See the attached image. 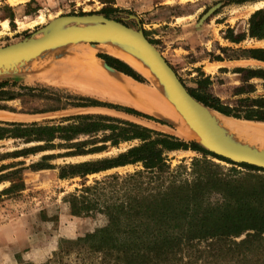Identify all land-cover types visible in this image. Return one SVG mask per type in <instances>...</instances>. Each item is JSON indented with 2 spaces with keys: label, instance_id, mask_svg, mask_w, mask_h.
Listing matches in <instances>:
<instances>
[{
  "label": "rangeland",
  "instance_id": "obj_1",
  "mask_svg": "<svg viewBox=\"0 0 264 264\" xmlns=\"http://www.w3.org/2000/svg\"><path fill=\"white\" fill-rule=\"evenodd\" d=\"M259 3H264V0H22L16 3H11L10 0H0V47L41 37L43 29L59 17L103 16L133 30L141 31L149 43H153L152 45L186 89L195 92L196 81L202 75L209 77L212 84L207 89L208 93L225 104L233 106L240 99L264 98V80L260 77H250V71H264V66L252 64L243 67L241 71H236L238 69L222 70V73L207 76L201 71L199 64L194 67L191 64L207 62L208 59L216 60L218 57L221 59L218 47V51H215L214 47L211 51H206L200 39L185 46L191 48V52L183 54L172 51L176 44L172 46L168 42L173 36L184 34L185 31L208 30V25L213 27L214 23H221L224 20L232 27L228 28L232 30H226L227 38L243 34L247 41L250 18L254 13L264 11V4L259 7L257 6ZM243 7L245 11L241 12ZM211 10L210 18L205 22H199L201 16L204 17ZM177 17H186L180 22L184 24V27L178 29L170 26V23ZM259 18L257 17L256 20ZM3 24H6V27H3ZM72 26L79 25L65 24L62 28L67 29ZM207 35L208 32L205 31L202 37ZM106 42L102 44L76 42L60 45L35 57L34 60L38 61L28 65L23 64L21 71L9 76H1L0 84H8L2 90L19 98L20 102L2 103L6 102L2 101L0 110L21 111L24 118L29 116L30 122L21 125L53 126L59 123L66 125L69 122L65 123V119L78 116L70 113L74 109H80L75 107L79 103L75 99L79 98L127 108L103 100L94 92L90 95H83L73 90L72 83H74L76 70L81 71L78 60L75 58L83 55L85 58L95 60L98 55L106 54L101 51ZM248 45L245 42L243 44L245 49H231L226 56L249 57L250 54L246 51L249 50L246 48ZM81 58L84 59L82 56ZM96 61L98 62L99 59ZM208 68L212 70L209 71ZM214 71L215 66L206 67V72ZM145 81L143 83L145 86H152L148 80L145 79ZM130 83L133 85L135 82L129 81ZM161 94H159L160 98L166 100L163 92ZM166 101L170 105L169 101ZM86 108L89 110H83L80 116H102L129 123H134L130 119H135V123L149 127L146 129L154 132L155 129H159L156 130L157 133L183 140L177 136L176 127L165 122L157 123L104 107ZM236 122H238L237 125L246 124ZM6 124L17 123L0 120V127H5ZM180 124L184 125L181 120ZM251 125L264 127V125ZM102 140L103 133H99L95 138L87 135L77 136L71 143ZM195 140H187V142ZM25 141L27 140L10 137L0 140V264H47L52 254L58 250L61 240L72 241L102 227L105 219L100 215L70 216L63 198L80 189L82 183L89 186L94 181H101L110 175H118L122 178L141 169L140 165L125 166L87 176L85 180L78 177L59 180L57 169L59 166L114 158L128 148L137 145L138 142L121 143L118 147L108 146L105 151L94 155L60 157L73 151L68 149L71 144L57 138L52 143L53 149L21 155L19 152L22 150L44 145V143H26ZM166 155L172 169L178 165L189 168L193 159L203 158L199 153L182 150L168 152ZM47 156H54V158L42 161V157ZM206 160L223 169L232 167L211 157H207ZM37 164L52 168L42 169L44 167L37 166ZM237 169L244 172L240 168ZM14 186H22V189L4 192ZM243 238L242 236L237 241ZM90 261L86 260L85 256L71 253L49 264H90Z\"/></svg>",
  "mask_w": 264,
  "mask_h": 264
},
{
  "label": "trees",
  "instance_id": "obj_2",
  "mask_svg": "<svg viewBox=\"0 0 264 264\" xmlns=\"http://www.w3.org/2000/svg\"><path fill=\"white\" fill-rule=\"evenodd\" d=\"M257 17L260 18L256 20ZM248 35L264 38V11L252 15ZM229 39L238 43L244 35ZM220 51L224 53L225 49ZM247 52L249 57L264 62V50ZM98 58L134 81L146 82L122 61L107 55H98ZM250 75L264 80V71H250ZM211 84L210 78L202 75L196 81L195 92L186 90L197 102L223 116L264 123V98L240 99L230 106L208 93ZM6 86L8 84H0V101L14 98L2 90ZM75 100L79 102L75 105L77 108L104 107L160 123L132 109L85 98ZM64 122L69 123L56 126L6 124L0 127V140L10 137L27 140L26 143H44L19 152L27 155L53 149V141L59 138L71 144L68 149L73 150L60 157L99 154L108 146L118 147L136 140L137 145L114 158L59 166L58 179L85 180L87 176L125 166L140 165L141 169L122 178L110 175L89 186L82 183L80 189L63 198L70 216L100 215L105 224L75 240H61L47 264L71 253L85 256L86 260H91L90 264H264L263 169L230 162L195 142H184L108 117L74 116ZM99 133H103L102 141L71 143L77 136L95 138ZM178 150L196 152L203 158L193 159L189 168L178 165L172 169L166 153ZM207 157L232 167L223 169L206 160ZM53 158L42 157V161ZM15 189L21 190L22 186L4 192ZM242 236L244 238L237 241Z\"/></svg>",
  "mask_w": 264,
  "mask_h": 264
},
{
  "label": "water",
  "instance_id": "obj_3",
  "mask_svg": "<svg viewBox=\"0 0 264 264\" xmlns=\"http://www.w3.org/2000/svg\"><path fill=\"white\" fill-rule=\"evenodd\" d=\"M65 24H75L79 25L80 27L72 26L70 28L63 29L62 26ZM107 35L119 36L122 39L135 44L146 55L147 59L150 60L156 73L166 86L165 88L167 92L171 93L172 102L178 108L181 116L186 120V123H188V125L200 139V141L195 140L192 142L197 143L204 150L213 153L216 156L227 159L230 162L236 164H246L264 170V149L245 147L239 143L228 141L224 138V136L219 135L215 131L209 118L210 112H217L197 102L187 92L186 88L180 82L175 72L167 64L157 49L144 37L141 31L133 30L120 24L119 22L107 19L103 16L59 17L50 22V24L43 29L41 37L35 39H26L5 47H0V77H5L6 75L9 76L21 71L22 69H15L17 64L27 60H34L35 57L42 55L50 49L55 47L57 48V46L59 47L60 45L76 42H96L99 44L100 41L103 40V37ZM105 66L108 67L106 64ZM108 69L123 75L109 67ZM127 78L134 81L130 77ZM143 78L146 79L145 77ZM134 82L144 85L143 83H138L136 81ZM125 107L137 111L133 108H129L128 106ZM139 113L147 115L142 112ZM147 116L174 126L167 121L157 119L151 115ZM221 116L240 122L264 124L262 122L237 120L223 115Z\"/></svg>",
  "mask_w": 264,
  "mask_h": 264
},
{
  "label": "bare ground",
  "instance_id": "obj_4",
  "mask_svg": "<svg viewBox=\"0 0 264 264\" xmlns=\"http://www.w3.org/2000/svg\"><path fill=\"white\" fill-rule=\"evenodd\" d=\"M18 1H22V0H10L11 3H16ZM263 4L264 3H259L257 4V6L262 7ZM40 20L42 21V19ZM3 27H6V24H3ZM104 37H103V40L100 41L99 44H102V42H106V41L107 42L104 43V46L102 45L103 47L101 51H103L109 56L119 59L120 61L130 66L137 73L145 77L150 82V84L153 86L154 90L153 89L145 90V89L139 88V86H137L138 88L133 87L131 84H129V82L125 81L126 79L130 80L129 78L121 75L124 78V80H121L120 78H118L119 76L116 75L118 73L113 72L112 70L108 69V67H106L104 62L101 61L100 59L99 61L102 63L101 65L107 71L116 73L115 76L107 74L105 70L101 68L100 63H98L99 61L97 62V64H94L95 65L94 69H92L91 67L87 68L88 66L86 67L89 73L92 76H97L99 78L97 80L100 81L99 82L100 84L106 85L108 90H110V92H112L113 95L118 96L119 100L117 102H120L123 104L126 103V105L127 104L131 105L135 107L137 110L145 114L154 115L160 118L171 119V117H173V113L175 112L172 113L170 107H168V102L166 101L168 100L170 103V106H172V108H174L177 111L178 117L184 123V125L177 123L179 124V131L177 133L178 137H180L183 140L196 139L200 141L199 137L191 129L188 123H186V120L183 119L178 108L172 102L171 93L167 92L165 88L166 86L160 79L159 75L156 73L152 63L150 62V60L147 59L146 55L135 44L129 41H126L119 36L107 35ZM80 57L77 56L75 59L79 60ZM95 59L97 60L98 58L96 57ZM36 61L38 60L23 61L22 63L17 64L15 69L22 68L23 64L28 65ZM161 91L165 95L166 100L162 97L160 98L159 94L162 93ZM138 102L141 104H139ZM174 109L173 111H175ZM209 118H210L211 124L213 125L215 131L219 135L224 136L226 140L231 141V142H236L242 146L253 148V149H264V127L263 126L250 127V126H245L241 124L237 125L235 122H233L235 120L233 119L228 120L227 118L222 117L221 115L217 113H213V112L209 113ZM243 123H247V122H243ZM257 125H260V124H257ZM174 126L176 127V129L178 128L177 127L178 125L174 124Z\"/></svg>",
  "mask_w": 264,
  "mask_h": 264
},
{
  "label": "crops",
  "instance_id": "obj_5",
  "mask_svg": "<svg viewBox=\"0 0 264 264\" xmlns=\"http://www.w3.org/2000/svg\"><path fill=\"white\" fill-rule=\"evenodd\" d=\"M240 11L241 12L245 11V7H243V9H241ZM211 12H212V10L210 12L206 13L204 17L201 16L199 22H205L206 19L210 18ZM184 18H186V17L174 18V21L170 23V26L172 28H178V29L180 27H184V24H180V22L182 20H184ZM235 20H237V19H235ZM207 28H208V30H206V29L205 30H200V31H194L193 30L192 32L185 31L184 34H180V35H178L176 37L173 36L172 40L168 42L172 46H173V44H176V46L174 48H172V51H174V52H182L183 54H186V53L189 54L191 52V48H187L185 46H189V44H193L194 42H197L200 39H202L201 44L204 45V49L206 51H211V49L213 47H214L215 51H218L217 47L219 48V50L220 49H225L224 53H220L219 54L220 57H221V59H219V60H214V59L209 60L208 59L207 62L191 64L193 67L195 65L199 64V66L201 68V71L204 72L205 75H207V76L208 75L218 74L220 72L222 73V70L232 71V70H235V69H242L243 67L248 66V65H252V64H257V65L260 64V65L264 66V62L256 60V59H253L251 57H243L242 58V57H227L226 56L227 53L229 51H231V49H239V48L245 49V48H243V44L245 42L249 44L248 45L249 48H248V46L246 47L249 50H264V38L263 39L250 38V36L247 33V41L245 40L246 38H244L243 40H241L238 43L233 42L232 40H230L229 38H227L225 36L226 35V30L228 28H232L231 25L230 24L228 25L227 21H225V20L222 21L221 23H214L213 27L211 25H208ZM228 30H232V29H228ZM205 31L208 32V35L205 36V37H202L205 34ZM249 50H246V51H249ZM82 57L84 59H82L80 57L79 60H78V64L80 65L81 71H77L76 70V73L74 75V80H73L74 83H72V86L74 87L73 90L75 92L82 93L83 95H90L92 92H94L97 96H99L103 100H106V101H109V102H113V103H118V104H121V105H125V106H128L129 108H133V109L137 110L135 107H133L131 105H128V104L126 105V103L123 104V103L117 102L119 100L118 96L113 95L112 92H110V90H108L106 85L100 84L99 83L100 81L97 80V79H99L97 76L96 77L92 76L89 73V71L86 69V67L88 66L87 68L91 67L92 69H94L95 68L94 64H97L96 59L94 60V59L85 58L84 56H82ZM92 57L94 58L95 55L93 54ZM84 61H86V62H84ZM92 61H93V63H92ZM101 64L102 63H100V65ZM207 66H209V67L215 66V71L214 72H206V67ZM101 67L105 70V72L107 74L115 76L116 73H112L111 71H107L102 65H101ZM208 70L211 71L212 68H208ZM116 75L121 76L119 74H116ZM118 78H120L121 80H124V78L122 76L118 77ZM126 80L128 82L130 81L128 79H126ZM132 86L135 87V88H138L137 86H139V88H142V89H145V90H152V89L154 90L153 86H144V85L135 84V83ZM16 101H19V98H15L14 97L12 100H8L6 102H2V101H0V102H2V103H13V102H16ZM168 107H170L172 113L175 112V113H173V117H171V119H169V118H160V117H156L154 115H151V116H153V117H155L157 119H160V120L167 121V122H169V123H171L173 125L174 124L178 125L177 126L178 128L176 129V134H177L178 131H179L180 120L178 118L177 111L174 108H172V106H170V105H168ZM91 109H94V108H91ZM173 109L175 111H173ZM83 110L84 111H88L89 109H87V108L74 109V111H71L70 114L80 116L79 114H83L82 113ZM137 111H139V110H137ZM139 112H141V111H139ZM23 115L24 114L21 111L9 112L8 110H0V120L11 122V123H17V124L29 123L30 122L29 116H27V118H24ZM130 120H131V122H134L133 124H136V125H138V126H140L142 128H149V127H146V125H139V124L135 123L136 122L135 119H130ZM233 122L238 123L236 121H233ZM177 123H179V124H177ZM59 124L63 125L64 123H59ZM241 125L250 126V127H255L256 126V125H251L249 123L241 124ZM260 125H264V124H260ZM156 130H159V129H155V132H156ZM185 141H187V140H185Z\"/></svg>",
  "mask_w": 264,
  "mask_h": 264
}]
</instances>
